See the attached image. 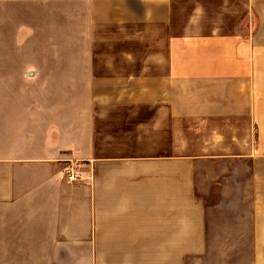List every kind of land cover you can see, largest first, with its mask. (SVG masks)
<instances>
[{"label":"crops","instance_id":"0c3cea01","mask_svg":"<svg viewBox=\"0 0 264 264\" xmlns=\"http://www.w3.org/2000/svg\"><path fill=\"white\" fill-rule=\"evenodd\" d=\"M0 264H264V0H0Z\"/></svg>","mask_w":264,"mask_h":264},{"label":"built area","instance_id":"2783aa9c","mask_svg":"<svg viewBox=\"0 0 264 264\" xmlns=\"http://www.w3.org/2000/svg\"><path fill=\"white\" fill-rule=\"evenodd\" d=\"M76 177H77V170L74 167H69L67 178L73 180L76 179Z\"/></svg>","mask_w":264,"mask_h":264}]
</instances>
